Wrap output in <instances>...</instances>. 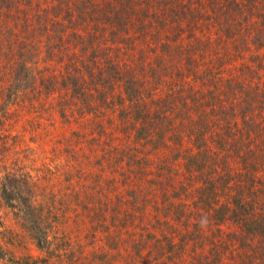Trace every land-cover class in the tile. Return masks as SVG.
<instances>
[{"label":"trees","instance_id":"16d2710c","mask_svg":"<svg viewBox=\"0 0 264 264\" xmlns=\"http://www.w3.org/2000/svg\"><path fill=\"white\" fill-rule=\"evenodd\" d=\"M21 111L68 171L7 170L1 252L72 225L92 264H264V0H0V126Z\"/></svg>","mask_w":264,"mask_h":264},{"label":"rangeland","instance_id":"374dc122","mask_svg":"<svg viewBox=\"0 0 264 264\" xmlns=\"http://www.w3.org/2000/svg\"><path fill=\"white\" fill-rule=\"evenodd\" d=\"M39 123L40 120H34L21 111L14 114L6 126H0L6 130L4 134L0 131V143L4 142L1 138L3 135L9 137L3 143L6 147L0 146V180L7 170L15 171L29 176L40 186L41 183H46L48 190H51L58 187L62 178H66V154L59 153L56 147L63 130L60 129V124H57L55 129L46 121ZM95 171L100 173L99 169ZM16 212L15 209L5 212L8 225H12L9 220H14ZM18 229L20 228L15 231L20 234ZM74 230L71 225L63 238L50 237L48 249L41 250L30 236L17 237V246H7L3 252L0 251V264H11L14 258L17 259L16 264H92L89 259L92 258L93 247L89 237L86 233Z\"/></svg>","mask_w":264,"mask_h":264}]
</instances>
